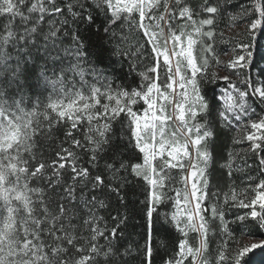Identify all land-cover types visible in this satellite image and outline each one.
Masks as SVG:
<instances>
[{"label": "snow or ice", "instance_id": "1", "mask_svg": "<svg viewBox=\"0 0 264 264\" xmlns=\"http://www.w3.org/2000/svg\"><path fill=\"white\" fill-rule=\"evenodd\" d=\"M230 5L0 0V264H154V236L163 264H258L264 0L234 6L250 42L219 76ZM233 128L259 159L239 191L217 153ZM237 232L256 242L230 248Z\"/></svg>", "mask_w": 264, "mask_h": 264}, {"label": "trees", "instance_id": "2", "mask_svg": "<svg viewBox=\"0 0 264 264\" xmlns=\"http://www.w3.org/2000/svg\"><path fill=\"white\" fill-rule=\"evenodd\" d=\"M190 3H198V0H189ZM235 5H243L245 7L250 6V0H232V5L228 6L229 10L222 15L217 17L215 29H216V46L218 48V52L220 54H224L225 52H228L229 48L231 47V40L227 36V32L236 27H240L245 24V21L238 15L239 12L242 11L241 8L234 7ZM233 16H236V19H232ZM131 39H135V36L133 35ZM250 42V37L247 36L246 43ZM260 48L261 50H264V41H260ZM213 71V70H212ZM211 71V72H212ZM253 78H255V73H252ZM233 130L227 132L225 136H222L218 142H217V153L224 154L227 156L228 153L233 154V148L236 149L235 140L233 138ZM236 153V151H235ZM261 156H264V152L260 153ZM236 156V155H235ZM234 156V157H235ZM234 163L239 164L241 163L244 166V170L242 171H233V177L232 182L233 185L237 188L239 191L242 188H245L248 183V176L256 177L259 168L258 163L259 159L255 152H245L240 155H238L234 159ZM248 165H251V167H248ZM219 167V165H217ZM139 197V193L136 195H133L131 191H129L128 199L129 201L136 200ZM241 212L247 211V210H240ZM231 214L229 213V216ZM140 220L139 217H135L129 224L128 232L134 233L132 235L131 240L134 242H140L141 244L143 241L141 240L140 234L143 232V229L140 227ZM248 238L246 235H240L239 232L236 233V235L228 241L229 247L234 248L244 240ZM161 237L154 236L153 238V260L154 264H163V260L167 259V249L171 247V244H167V246H163L160 243ZM215 245H213L214 247ZM255 260L258 262V264H264V254L257 255L255 257Z\"/></svg>", "mask_w": 264, "mask_h": 264}, {"label": "rangeland", "instance_id": "3", "mask_svg": "<svg viewBox=\"0 0 264 264\" xmlns=\"http://www.w3.org/2000/svg\"><path fill=\"white\" fill-rule=\"evenodd\" d=\"M245 25V24H244ZM242 25L240 27H236V28H232L230 29L228 32H227V36L232 39L231 41V47L229 48L228 52H225L224 54H220L218 52V48L216 46V43H215V48H216V51L219 55V59L221 61V64L218 65V66H214L212 68L209 69V72H211L212 70L213 71H216L218 73L219 76H223L225 74H227V71L223 68V65H225L231 58V55H232V50L235 48V46L238 44V43H246L247 41V33H246V29H245V26ZM233 138L234 140H240L241 142L240 143H235V148H233V154H232V157H233V160L240 154L242 153H245V152H253L250 150V142L246 141L243 139L244 135H245V132L239 128H233ZM236 151V153H235ZM236 155V156H235ZM235 156V157H234ZM234 165L238 166L239 167V170L237 171H242L244 170V166L239 163V164H236L234 163ZM253 242H256L254 240H250L248 238L244 239L241 243H240V246L244 245V244H250V243H253Z\"/></svg>", "mask_w": 264, "mask_h": 264}]
</instances>
